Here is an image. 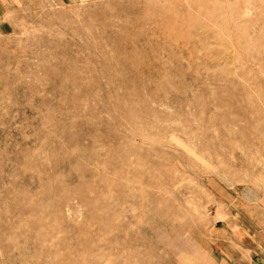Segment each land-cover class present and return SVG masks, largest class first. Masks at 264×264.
I'll use <instances>...</instances> for the list:
<instances>
[{
	"label": "rangeland",
	"instance_id": "1",
	"mask_svg": "<svg viewBox=\"0 0 264 264\" xmlns=\"http://www.w3.org/2000/svg\"><path fill=\"white\" fill-rule=\"evenodd\" d=\"M0 264H264V0H0Z\"/></svg>",
	"mask_w": 264,
	"mask_h": 264
},
{
	"label": "crops",
	"instance_id": "2",
	"mask_svg": "<svg viewBox=\"0 0 264 264\" xmlns=\"http://www.w3.org/2000/svg\"><path fill=\"white\" fill-rule=\"evenodd\" d=\"M254 261V259H252ZM252 260H250V263H252Z\"/></svg>",
	"mask_w": 264,
	"mask_h": 264
}]
</instances>
